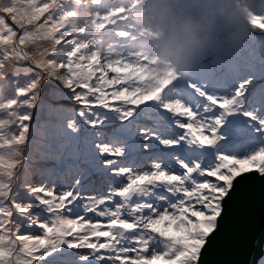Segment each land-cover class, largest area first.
<instances>
[{
    "label": "snow or ice",
    "instance_id": "6c2138e0",
    "mask_svg": "<svg viewBox=\"0 0 264 264\" xmlns=\"http://www.w3.org/2000/svg\"><path fill=\"white\" fill-rule=\"evenodd\" d=\"M75 2L0 0V264H202L237 186L264 185V138L247 141L232 124L242 116L264 134V72L228 87L246 43L157 85L132 74L145 62L102 56L99 35L69 24ZM249 24L264 48V15ZM68 109L63 129L91 140L66 157L49 144L25 175L32 125L42 143L56 139ZM100 177L103 195L83 189ZM237 247L235 264H264V235Z\"/></svg>",
    "mask_w": 264,
    "mask_h": 264
},
{
    "label": "rangeland",
    "instance_id": "374dc122",
    "mask_svg": "<svg viewBox=\"0 0 264 264\" xmlns=\"http://www.w3.org/2000/svg\"><path fill=\"white\" fill-rule=\"evenodd\" d=\"M121 1L123 2V4L120 3ZM137 1L138 0H111L110 5H111L112 9L109 10L110 12H105V13H110V14L105 17V22L104 23L106 25H108L110 23H113L114 21H118L121 18V14H123V13H129L130 14V13H132L134 11V9H135V7H133V3L137 2ZM258 1L259 0H256V2H258ZM142 2L144 4V9L146 11V13L144 15V19H147V18L150 19V18H156L157 17L156 15H160L161 16V13L163 14L165 12V8H166L165 6L174 5L173 3L176 2V0H142ZM89 5H91V3ZM87 6H88V2L86 0H84L83 3H82V7L86 8ZM174 11L175 12L179 11V7L177 6ZM216 14H219V13H216ZM259 14H262V12H259ZM171 16L172 15H170V16H168L166 18L168 20H171L170 19ZM181 16H184V15H181ZM95 19H96V21H99L98 16H96ZM91 23H92V19L91 20L87 19L86 22L83 24L86 27L88 26L85 29L86 30V35H89V36H92V37H95V36L99 35L102 38L100 40V42L97 44V47H98V49L100 51V54L103 56L105 54V52H107V54L111 57V55L109 53L111 52V50L113 48L110 46V42L108 40L109 36H108L107 33L108 32L111 33L113 31V26L109 25L107 30H103V31L97 33V32L91 31V29H92V24ZM146 26H144V28ZM141 32H143V31H141ZM145 32L148 33L150 36H154L155 34H157V36L160 37V34L164 35L163 37H167L166 42L169 45L177 46V44H173V43L169 42L173 37L175 38V34H173L170 31V27L169 26H166L163 23L159 24V22H157L156 26L147 28ZM122 33H123V31L121 32V35H122ZM186 35L189 36V39H191V40L193 39L192 40L193 43H197L196 45H194L195 46L194 50H200L201 47L204 45V42L201 39L197 40V37L199 36V34L197 35L193 31H191L190 33H188ZM246 35H249V34L246 33V32L239 33V34L236 35V40L237 41H246V39H245ZM257 37H258V39L250 40V41H252L255 46L259 47L260 46V39H259V36H257ZM160 38L162 39V37H160ZM161 44H163V42H161ZM119 49L121 50V48H119ZM170 56L176 62H178L181 59V54H179V51L172 52V55H170ZM202 61H204V60H202ZM183 63H184V61H183ZM200 63H197V64H200ZM166 69L169 70L171 73H174L173 72L174 70H172L171 68H166ZM119 71H129V69L125 68V69H120ZM132 74L133 75H137V76H139L142 79L147 74L153 80V82L155 80V81H161V82L164 83V82H167L169 80V79H163V78H165L164 74L157 73L156 71L154 72L152 69H149L148 71H145L143 68H141L139 71H133ZM232 79H233V76L231 75L229 82L231 81V82L234 83L235 81L232 80ZM46 87L47 86L45 85V88ZM8 96H9V94H8ZM44 106H45L44 102L41 101L40 107L43 108ZM247 109L254 110L255 107H254V105H252V103L248 102L247 108L245 110H247ZM25 111H27V109H25ZM259 115L264 117V109L260 110ZM37 116L39 118H41V119L44 118L43 112H38ZM63 119H68V116L64 115L63 117H61L57 121L56 132L61 131L63 133V132L66 131V130L63 129V125H62ZM232 124L234 125V122H232ZM37 127H38V125L36 123H34L32 125L31 136H30L29 142L25 145V147L22 148V152L24 153L23 158L25 157V159H26L25 160V159L22 158L24 160L23 168L26 167L29 170H30V165L29 164H31V160L33 158L37 157L41 152L47 151L49 149V144H51V148L53 147V141L52 140L49 141L47 136H45L43 143L41 142L40 132L39 133L37 132ZM237 128L239 129V127H237ZM239 130L241 132V135H246V131L245 130H243V129H239ZM260 135H262V134H260ZM253 136H254V138L252 139L253 142H257V141H259V139L264 138V134H263V136H259L257 131H255ZM27 159H28L29 162H27ZM106 184H108V183H106ZM97 195H103V193H98Z\"/></svg>",
    "mask_w": 264,
    "mask_h": 264
},
{
    "label": "water",
    "instance_id": "95a60500",
    "mask_svg": "<svg viewBox=\"0 0 264 264\" xmlns=\"http://www.w3.org/2000/svg\"><path fill=\"white\" fill-rule=\"evenodd\" d=\"M251 234L257 240L264 235V185L252 179L240 183L228 202L220 229L205 251L202 264H235L240 257L237 243Z\"/></svg>",
    "mask_w": 264,
    "mask_h": 264
},
{
    "label": "trees",
    "instance_id": "16d2710c",
    "mask_svg": "<svg viewBox=\"0 0 264 264\" xmlns=\"http://www.w3.org/2000/svg\"><path fill=\"white\" fill-rule=\"evenodd\" d=\"M77 1L78 0H76V2ZM192 1L193 3L191 5L192 8L194 9L191 10L189 14L196 19L199 26L206 27L207 29L216 33H219L220 30L223 32L230 33L231 37L236 42H238V48L240 49L246 43H247V48H250L251 46L254 45L252 44L253 43L252 41L250 40L248 41L249 36L251 35L252 32L249 21L253 18V12L257 14H259V12H262V14L260 15H264L263 0H259L258 2H256V0H192ZM225 3H228V5H225ZM222 6H224L225 8L221 12ZM240 11H241V15H239ZM81 14L82 13L80 8L73 7V16L70 18L69 24L75 23L76 25H80L76 19L79 18ZM244 32L249 34L245 36L246 41H237L236 35ZM255 35L259 36V33H255ZM217 49L220 50L221 52L239 51V49H223V47L222 49H219L218 46ZM245 59L246 56L243 55V58L240 60L239 65H243L245 63L244 62ZM251 68L253 69L259 68V66L256 63H254V65L251 66ZM260 72H264V71L260 69ZM8 94H9L8 96L9 99L14 98L13 88L9 89ZM85 135L89 136L90 133L86 129L81 127L79 132L75 135L76 136L75 144L80 139L89 138V137H85ZM23 159H25V157ZM27 162H29L28 159ZM29 171L30 170L27 169L26 167L24 168L25 175Z\"/></svg>",
    "mask_w": 264,
    "mask_h": 264
},
{
    "label": "bare ground",
    "instance_id": "6f19581e",
    "mask_svg": "<svg viewBox=\"0 0 264 264\" xmlns=\"http://www.w3.org/2000/svg\"><path fill=\"white\" fill-rule=\"evenodd\" d=\"M86 11H87V9L85 10V12ZM158 51L160 52V50H158ZM65 115H67L68 118H71V116H72L71 109H68ZM37 132L38 133L40 132L39 127H37ZM88 137H91V135H89ZM247 141L253 142L252 139H248ZM60 144H61L62 148L64 149V142H60ZM55 150L56 149L54 148L52 151H55ZM102 181H103V178L93 179L91 182L83 185L82 187H83V189L85 191L94 192V193L95 192H100L101 191V187L104 186ZM68 182L70 183V180Z\"/></svg>",
    "mask_w": 264,
    "mask_h": 264
},
{
    "label": "clouds",
    "instance_id": "9594fccd",
    "mask_svg": "<svg viewBox=\"0 0 264 264\" xmlns=\"http://www.w3.org/2000/svg\"><path fill=\"white\" fill-rule=\"evenodd\" d=\"M170 55H172V52L169 51L167 48H162L159 52V56L161 57V59H164Z\"/></svg>",
    "mask_w": 264,
    "mask_h": 264
}]
</instances>
